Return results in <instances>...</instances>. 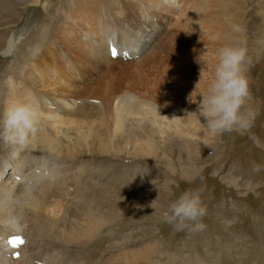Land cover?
Masks as SVG:
<instances>
[{
    "label": "rangeland",
    "instance_id": "374dc122",
    "mask_svg": "<svg viewBox=\"0 0 264 264\" xmlns=\"http://www.w3.org/2000/svg\"><path fill=\"white\" fill-rule=\"evenodd\" d=\"M190 1L189 6H185L184 15L180 8L174 6V13L169 16L172 25L167 26V31L174 32L172 40L183 39L186 43L185 49L181 47L182 52L179 51V56L184 55L180 62L185 63L186 70L188 68L191 70L188 69L189 71L183 73L181 70L183 67L178 64L177 59L174 61L172 58L174 54L170 52L173 65L163 66L159 75L160 80L156 85H142L145 91L143 88L140 90L134 85L127 84L126 81L120 84L121 88L117 85L116 87L121 91H130L134 95H139V99L133 104L147 100L152 105L160 107V110L158 107L156 109L147 106L146 103L136 104L135 113H138L139 117L136 114H133L135 117L128 114L133 119L131 120L128 115H123L120 133H115L116 122L112 121L115 115L109 113L108 117H112L110 119L107 117L104 121H108L109 124L112 121L110 126L113 125V129L108 123L105 126L109 127L105 128L102 121L98 126L95 125L96 129H92L95 132L94 137L103 134L107 138H118L120 141L123 140L122 144L120 143L121 147L115 148L112 145L115 151L94 149L80 156L83 161L94 166L93 171H96L97 165L102 167H99L101 172L108 171L105 178L109 181L107 179L106 181L110 185L114 184L115 187L107 191L115 195L116 199L121 200L123 196L122 201L126 202L136 198L142 200L135 206L124 205L122 215L113 221L114 223L102 224L100 229L102 236L97 239V242H100L95 254L97 258L104 256L103 251L113 243L136 238L138 241L143 240L145 244L157 241L160 244L158 251L163 252L162 255L176 258L175 261L170 262L162 257L163 264L190 262L191 264H264V0H200L201 3L198 0ZM76 2L77 0H0V83L6 92H8L6 81L8 77H14L13 81H26L24 75H18L14 67L35 58L41 63V48L35 56H32L29 50L31 35L38 27H33L32 31L30 29V32L26 33L28 36L22 40L23 43H20V50L17 49L16 54V50H13L12 54H6L13 33L21 28L22 30L29 28L26 22L29 21L30 7L37 5L41 10L37 12L39 20L42 21L47 17L51 20L50 25H54L52 28H57L55 26L62 24L58 14L64 9L71 11V7ZM179 14H181L180 19L177 18ZM211 16L214 18L212 19ZM158 17L160 18V15ZM158 17H154L155 22ZM177 20H180V23ZM191 21L193 22L189 23ZM235 44H241L247 50L245 67L250 96L245 107L254 115L247 128H233L230 131L213 134L207 130L198 111L199 101L202 95L207 93L208 84L214 76L218 50L225 45ZM117 46L120 49L118 44ZM101 57L103 58V55ZM156 62L159 64L157 60ZM202 68H204V77L198 85ZM178 69L180 74L175 76ZM114 89L105 90L106 92L97 95L100 103L95 104L101 105L104 101L103 97L110 95V91ZM0 91L3 94L0 98V129H2L6 103L5 92ZM191 94L193 102L188 99ZM143 111L146 112L143 114ZM139 119L140 123L136 122ZM141 125L144 128L140 127ZM155 128L156 131L152 130ZM163 134L167 136L165 140L161 139ZM132 137H136L134 140L138 138L141 140V143L137 141L139 146L133 143ZM148 137L153 141L150 142L151 145L155 143L153 151L147 149L148 143L145 142L148 141L145 140H148ZM12 148L11 144L0 140V163L4 162L6 153H10ZM41 149H37L38 157L48 155L47 150ZM141 150L154 154L141 155ZM139 151V155L136 154ZM45 160L53 163L48 157ZM59 166L62 167L63 164ZM90 181L87 183V190L82 192L83 203L85 202L88 207L99 208L100 190L97 191L96 179ZM187 191L199 192L206 208L204 217L196 222L204 225L202 229H195L192 222L178 226L174 222H167L163 217V212L167 210L169 204ZM64 194L66 199L76 200L75 187L68 188ZM139 194L141 197L145 196L141 198ZM154 201L156 211L151 206ZM36 203L39 201L36 200ZM108 212L111 213L110 210ZM197 234L204 236L205 243L198 242L195 238ZM135 245L142 246V243ZM108 250L106 249L105 253H108ZM38 264L43 262L40 261Z\"/></svg>",
    "mask_w": 264,
    "mask_h": 264
},
{
    "label": "bare ground",
    "instance_id": "6f19581e",
    "mask_svg": "<svg viewBox=\"0 0 264 264\" xmlns=\"http://www.w3.org/2000/svg\"><path fill=\"white\" fill-rule=\"evenodd\" d=\"M190 2V0H77L71 11L64 9L58 14L62 24L55 26L57 28H52L54 25H50L51 20L47 17L39 20L37 12L41 10L37 5L30 7V16L28 15L30 22H26L29 28L24 30L21 28L13 33L6 54H12L13 50H16V54L17 49L20 50V43L28 36L26 33L30 32V29L32 31L33 27H38L33 30L34 33L32 32L29 50L32 56H35L41 48V63L35 58L16 67L12 66L13 69L16 68L18 75H24L26 81H13L14 77H8L6 80L8 92L2 88L1 83L0 90L5 92H3L5 110L17 103L31 104L37 111L38 124L36 133L30 135L24 144H11L13 147L11 152H7L4 162L0 163V229H2L0 264H38L40 261L43 264H144V262L163 264L162 257L170 262L175 261L176 258L167 257L166 254L163 256V252L158 251L160 244L157 241L145 244L143 240L138 241L136 238L125 239L122 243L117 241L106 248L109 249L108 253H105V249L104 256L96 257L100 245L97 239L102 236L100 232L102 224H110L117 220L123 213L124 205L135 206L142 200L136 198L126 202L122 201L123 196L121 200L116 199L115 195L107 191L115 187L105 178L108 171L101 172L102 167L98 165L95 167L96 171H93L94 166H90L89 162L83 161L80 156L94 149L114 150L122 144L123 140L107 138L98 132L99 136L94 137L95 132L92 129L104 121L109 113L115 115L112 121L116 122L114 124L116 133L119 132L121 123L123 124V115L136 114V104L146 103L147 106L157 109L158 106L147 100L133 104L139 99V95L121 91L120 84L126 81L138 89L143 88V91L144 84L156 85L160 80L159 75L163 66L173 65L170 52L174 54L172 57L174 61L177 59L178 64L183 67L181 68L183 73L191 70V68L186 70L185 63L180 62L184 55L179 56V51L182 52L181 47L185 49L186 43L183 39L172 40L174 32L167 31V26L172 25L169 16L174 13V6L180 8L184 15L185 6H189ZM180 16L181 14L177 18ZM154 17H158L156 22ZM111 43H117L122 52L126 49L127 54L121 52V55L113 59L109 54ZM178 74L179 69L174 75ZM117 85L120 88H117ZM113 88L115 89L110 91V95L103 97L101 105L95 104L100 103L97 95ZM1 96L3 94L0 91V98ZM158 109L160 110V107ZM145 112L143 111V114ZM136 122L140 123V119ZM107 123L108 121L103 123L105 128L109 124ZM111 128L113 129V125ZM152 130L156 131V128ZM149 137L148 140L146 138L144 140L148 141L145 142L148 143L147 149L153 151L155 143L151 145L152 139ZM135 138L132 137L133 140ZM165 138L167 136L163 134L161 139ZM138 140H134L133 143L139 146L141 140ZM41 148L47 150L48 155L38 157L37 149ZM149 151L141 150V153L139 151L136 154L147 153L150 156L154 154ZM46 157L53 163L46 162ZM59 164L63 166L60 167ZM89 178L96 179L97 191L100 190L99 208L88 207L85 202L83 203L82 192H85L87 183L92 180ZM71 187L76 188V200L65 198L64 191ZM36 200L39 203H36ZM11 235H22L27 240L20 248L21 256L17 259L12 257V251L6 245V240ZM138 243H142V246L135 245Z\"/></svg>",
    "mask_w": 264,
    "mask_h": 264
},
{
    "label": "clouds",
    "instance_id": "9594fccd",
    "mask_svg": "<svg viewBox=\"0 0 264 264\" xmlns=\"http://www.w3.org/2000/svg\"><path fill=\"white\" fill-rule=\"evenodd\" d=\"M246 63L247 50L241 44L225 45L218 50L214 76L208 84L207 93L202 95L198 108L210 133L219 134L250 125L254 114L245 107L250 96ZM203 77L204 68L201 69L198 85ZM188 99L193 102L192 94ZM37 124L38 114L31 104H13L4 112L0 140L22 145L30 135L36 133ZM154 203L155 201L151 206L155 209ZM205 214L206 208L199 192L187 191L169 204L163 217L167 222H174L178 226L192 222L195 229H202L204 225L196 222Z\"/></svg>",
    "mask_w": 264,
    "mask_h": 264
},
{
    "label": "built area",
    "instance_id": "2783aa9c",
    "mask_svg": "<svg viewBox=\"0 0 264 264\" xmlns=\"http://www.w3.org/2000/svg\"><path fill=\"white\" fill-rule=\"evenodd\" d=\"M195 238L198 240L199 243H205V239L203 235H195Z\"/></svg>",
    "mask_w": 264,
    "mask_h": 264
},
{
    "label": "snow or ice",
    "instance_id": "6c2138e0",
    "mask_svg": "<svg viewBox=\"0 0 264 264\" xmlns=\"http://www.w3.org/2000/svg\"><path fill=\"white\" fill-rule=\"evenodd\" d=\"M112 55L113 56L117 55V52H116V50L114 48L112 49Z\"/></svg>",
    "mask_w": 264,
    "mask_h": 264
}]
</instances>
